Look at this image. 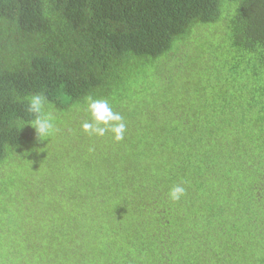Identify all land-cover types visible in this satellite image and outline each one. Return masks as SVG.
<instances>
[{
  "label": "trees",
  "instance_id": "16d2710c",
  "mask_svg": "<svg viewBox=\"0 0 264 264\" xmlns=\"http://www.w3.org/2000/svg\"><path fill=\"white\" fill-rule=\"evenodd\" d=\"M0 264H264V0H0Z\"/></svg>",
  "mask_w": 264,
  "mask_h": 264
},
{
  "label": "clouds",
  "instance_id": "9594fccd",
  "mask_svg": "<svg viewBox=\"0 0 264 264\" xmlns=\"http://www.w3.org/2000/svg\"><path fill=\"white\" fill-rule=\"evenodd\" d=\"M28 113L32 118L27 122L34 128L37 138L44 139L54 134L55 117L50 112H46V107H50V101L47 96L42 93H34L27 97ZM87 110L91 115L92 121L84 122L81 127L86 133L103 136L106 131H111L114 134V139L120 141L126 129L122 122L123 117L116 112H113L107 100L87 98ZM185 193V188L176 185L169 191V197L173 201H177Z\"/></svg>",
  "mask_w": 264,
  "mask_h": 264
},
{
  "label": "rangeland",
  "instance_id": "374dc122",
  "mask_svg": "<svg viewBox=\"0 0 264 264\" xmlns=\"http://www.w3.org/2000/svg\"><path fill=\"white\" fill-rule=\"evenodd\" d=\"M195 33H196V30L192 32V36H193ZM192 36H191V34H190V35L186 36L185 38H180V39H178V40L174 43L173 47H174V46H180V48H173V50L170 52V56H169V58H172V57H174V56L179 57L180 54H181L182 52H186V51H188V50L190 49V47H193L194 44L189 45L188 48H183V47L187 46L188 43L192 40V38H193ZM86 230H88V232H89V231H90V232H91V231H92V232H93V231L97 232V231H96V225H95V224H90V225H88L87 228H86Z\"/></svg>",
  "mask_w": 264,
  "mask_h": 264
}]
</instances>
